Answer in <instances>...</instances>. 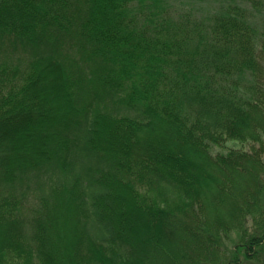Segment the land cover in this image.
Returning <instances> with one entry per match:
<instances>
[{"label":"trees","instance_id":"obj_1","mask_svg":"<svg viewBox=\"0 0 264 264\" xmlns=\"http://www.w3.org/2000/svg\"><path fill=\"white\" fill-rule=\"evenodd\" d=\"M0 264H264V0H0Z\"/></svg>","mask_w":264,"mask_h":264},{"label":"rangeland","instance_id":"obj_2","mask_svg":"<svg viewBox=\"0 0 264 264\" xmlns=\"http://www.w3.org/2000/svg\"><path fill=\"white\" fill-rule=\"evenodd\" d=\"M172 7L176 8L177 11L181 12L185 10L186 12H191V14H195V19H210L211 15L214 14L221 3L224 2V0H167ZM244 8L247 10H250L251 7L249 3H243L242 4ZM254 13H257L254 11ZM256 15V14H255ZM257 16V15H256ZM253 17V19H258V17ZM206 23L209 24L208 21ZM228 148H244V145L238 144L235 142H228L227 144ZM212 155H215L219 152H222V150H219L217 147H212L211 149ZM235 240V236L232 238Z\"/></svg>","mask_w":264,"mask_h":264}]
</instances>
